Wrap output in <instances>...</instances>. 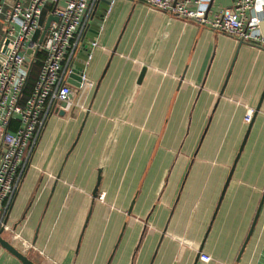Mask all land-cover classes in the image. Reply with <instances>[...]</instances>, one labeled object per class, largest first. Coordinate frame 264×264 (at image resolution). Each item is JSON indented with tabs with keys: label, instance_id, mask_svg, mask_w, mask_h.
Returning a JSON list of instances; mask_svg holds the SVG:
<instances>
[{
	"label": "crops",
	"instance_id": "obj_1",
	"mask_svg": "<svg viewBox=\"0 0 264 264\" xmlns=\"http://www.w3.org/2000/svg\"><path fill=\"white\" fill-rule=\"evenodd\" d=\"M108 3L74 63L82 73L91 53L93 88L72 86L75 113L45 120L3 238L35 264H262L264 50L140 2ZM0 264L22 263L0 246Z\"/></svg>",
	"mask_w": 264,
	"mask_h": 264
},
{
	"label": "built area",
	"instance_id": "obj_2",
	"mask_svg": "<svg viewBox=\"0 0 264 264\" xmlns=\"http://www.w3.org/2000/svg\"><path fill=\"white\" fill-rule=\"evenodd\" d=\"M0 0V229L8 230L6 217L17 186L27 166L31 151L45 120L66 103L65 113H75L70 102L72 75L81 39L89 23L95 21L93 11L100 0ZM115 0L109 3V9ZM152 10L164 12L183 21L202 24L223 33L237 42L264 50L261 25L264 22V0H235L229 8L208 10L209 0H133ZM52 5L48 16L56 21L41 43L40 23L44 10ZM98 23V22H97ZM102 27V24H100ZM97 42L91 43L96 48ZM31 51V55L27 52ZM36 53L34 56L32 54ZM42 55V56H41ZM40 57V69L30 96L22 99L32 65ZM88 54L80 75V94H87L93 83L85 69L91 60ZM253 109L248 108L244 122L249 124ZM98 199L102 201L104 194ZM208 263L210 256L200 254ZM264 264V262L262 263Z\"/></svg>",
	"mask_w": 264,
	"mask_h": 264
},
{
	"label": "water",
	"instance_id": "obj_3",
	"mask_svg": "<svg viewBox=\"0 0 264 264\" xmlns=\"http://www.w3.org/2000/svg\"><path fill=\"white\" fill-rule=\"evenodd\" d=\"M111 0H108V2H110ZM108 5H109V3H108ZM97 7H98V4L95 6V8H94V11H93V17H95V14H96V11H97ZM52 21H56V18L55 17H53V16H48V18H47V20H46V22H45V24H44V26H43V31H42V33H41V36H40V39H39V43H41V41H42V39H43V37H44V35L46 34V32H47V30L49 29V26H50V23L52 22ZM91 24H97V26L98 27H100V22L99 23H97L96 21H94V23H89L88 24V26H87V30L89 29V27H90V25ZM94 34L96 35L97 34V32H94ZM243 42H239V45H241ZM27 54L28 55H31V51H28L27 52ZM36 53H34V54H32L33 56L35 55ZM144 69L142 70V72H141V75H140V77L143 75V73H144ZM80 75H81V73L80 74H78V73H73L72 75H70L69 76V79H67V83H69L71 86H73V87H75V88H79L80 87ZM72 96H70V98H71ZM60 107L62 108L60 111V115H64L65 114V112H64V108L66 107V103H61L60 104ZM245 140H246V138H244V140H243V143L241 144V147H240V151H239V153L242 151V149H243V146H244V144H245ZM225 189V188H224ZM94 194H96V191L94 192ZM263 197H264V195H263ZM264 199V198H263ZM263 199H262V201H261V203H260V205L258 206V208H257V210H256V213H255V216H254V219H253V221H252V224H251V227H250V229H249V232H248V235H247V238H246V241H245V243H244V245L246 244V242H247V240L249 239V237H250V235H251V233H252V231H253V229H254V226H255V224H256V221H257V219H258V216H259V213H260V211H261V207H262V203H263ZM3 230L2 229H0V246L3 248V249H5L6 251H8L11 255H13L14 257H16L22 264H35V263H33L32 261H30L25 255H23L20 251H18L12 244H10V242H8L5 238H3ZM200 253L201 252H199V254L197 255V257H196V262L199 260V256H200Z\"/></svg>",
	"mask_w": 264,
	"mask_h": 264
},
{
	"label": "trees",
	"instance_id": "obj_4",
	"mask_svg": "<svg viewBox=\"0 0 264 264\" xmlns=\"http://www.w3.org/2000/svg\"><path fill=\"white\" fill-rule=\"evenodd\" d=\"M40 56L37 57V61L32 65L31 67V70H30V73H29V77H28V80H27V83H26V86L21 94V97L22 99H27L32 90H33V87H34V84H35V81H36V78H37V74H38V71L40 69ZM36 71V75L33 74V72L35 73Z\"/></svg>",
	"mask_w": 264,
	"mask_h": 264
},
{
	"label": "rangeland",
	"instance_id": "obj_5",
	"mask_svg": "<svg viewBox=\"0 0 264 264\" xmlns=\"http://www.w3.org/2000/svg\"><path fill=\"white\" fill-rule=\"evenodd\" d=\"M41 57V56H40ZM33 74H35L36 75V71H35V73L33 72Z\"/></svg>",
	"mask_w": 264,
	"mask_h": 264
}]
</instances>
